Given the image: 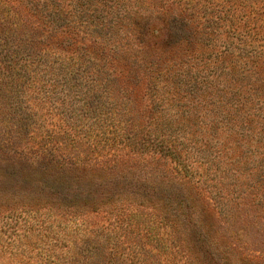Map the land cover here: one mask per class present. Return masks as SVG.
Masks as SVG:
<instances>
[{"label": "rangeland", "instance_id": "obj_1", "mask_svg": "<svg viewBox=\"0 0 264 264\" xmlns=\"http://www.w3.org/2000/svg\"><path fill=\"white\" fill-rule=\"evenodd\" d=\"M10 80L0 176L29 170L50 186L64 167L96 166L165 180L217 255L264 264V218L252 217L264 213V0H0ZM27 185L0 186V264H199L182 217Z\"/></svg>", "mask_w": 264, "mask_h": 264}, {"label": "trees", "instance_id": "obj_2", "mask_svg": "<svg viewBox=\"0 0 264 264\" xmlns=\"http://www.w3.org/2000/svg\"><path fill=\"white\" fill-rule=\"evenodd\" d=\"M203 4H206L203 8L204 11H207V1ZM227 8V14H230V7L228 6ZM213 9L210 3L208 5L209 11H207L209 14L207 19L210 23L216 20L212 18L211 11ZM160 12L157 14L159 15ZM156 20H154L155 24L157 21H160ZM151 28L154 31V27L151 26ZM206 31H210L208 35L212 34L213 38L217 35L216 32H218L215 31V28L207 29ZM262 60L257 57L254 62L257 65ZM2 73L6 78H9L6 71ZM15 86L16 83H13L12 80L2 85L0 84V94L4 90L14 93ZM2 95L0 96L2 97ZM67 168L64 167L61 177H54L53 180L50 178V186L45 185V183H48V180L41 177H32L31 174L33 173L29 170L23 175H18L16 172L4 173V175L0 176V183L3 182L0 186L25 187L28 186V183L33 182L34 184L46 186L50 190V199L55 202L67 201L89 209H96L114 202L120 208H123V210L124 204L132 206L134 209L129 214L132 217L139 215V212L143 211L140 208L144 206L155 209L161 214H167L175 219L176 217H180L181 220L182 217L185 222L183 226L185 228L183 240L185 249L187 248L186 250L190 252L199 264H231L227 262L231 261L230 259L226 258V261L222 256L217 255V250L207 231L208 227L199 218L189 195L183 189H179V185L166 182L165 180L157 181L155 179V181L147 177L128 176V174L114 170L112 167L107 168L105 172L98 173H94L98 171L96 166H91L90 168L75 166V170L71 166ZM8 191H5L4 195H7ZM13 194L16 193L13 192ZM261 201L260 199L258 205L261 204ZM160 216L163 217V215ZM252 217L263 219L264 213L259 211L258 214H252ZM151 231L154 232V235L156 234V228H151ZM156 235L159 237L158 234Z\"/></svg>", "mask_w": 264, "mask_h": 264}]
</instances>
